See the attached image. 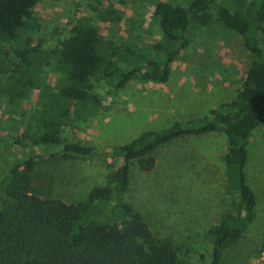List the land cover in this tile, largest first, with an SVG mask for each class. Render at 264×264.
<instances>
[{"label":"rangeland","instance_id":"1","mask_svg":"<svg viewBox=\"0 0 264 264\" xmlns=\"http://www.w3.org/2000/svg\"><path fill=\"white\" fill-rule=\"evenodd\" d=\"M158 1L186 5L187 0H39L29 25L16 38L0 35V183L11 166L33 155L32 193L82 203L93 188L107 186L109 175L119 168L112 147L127 146L141 133L174 121L202 118L236 98L255 58L240 35L213 21L190 31V42L178 47L167 82L136 79L115 89V81L101 68L91 78L99 105L69 106L61 109L62 121L55 119L56 94L64 84L56 68L59 42L74 26L90 25L97 29L107 59L122 70L141 66L139 54L152 57L150 49L163 39L153 17ZM215 6L229 3L216 0ZM255 38L263 48L262 37ZM32 47L49 59L33 72L30 87L21 74ZM65 143L88 147L91 154L64 156ZM227 151L225 135L212 132L159 146L149 172L141 171L135 160L130 164L125 201L157 239L170 243L189 264L208 262L206 233L234 213L225 175ZM247 154L244 177L255 195L256 216L241 238L223 250L219 264H253L264 243V123L253 130ZM2 201L0 193V206Z\"/></svg>","mask_w":264,"mask_h":264},{"label":"trees","instance_id":"2","mask_svg":"<svg viewBox=\"0 0 264 264\" xmlns=\"http://www.w3.org/2000/svg\"><path fill=\"white\" fill-rule=\"evenodd\" d=\"M38 1L0 0V35L16 38L17 32L32 20ZM215 2L187 0L186 5H179L158 1L153 17L163 39L150 49L152 57L139 54L144 61L141 66L122 70L112 58L107 59L100 50V35L90 25L74 26L71 35L59 42L56 68L64 78L54 107V117L59 121L61 109L99 105L91 78L101 68L107 78L115 81V89L136 79L167 82L178 47L185 48L190 42V31L213 21L240 35L255 59L233 101L210 110L202 118L174 121L162 130L141 133L127 146L112 147V157L119 160V168L109 175L107 186L93 188L82 203H65L32 193L35 156L29 155L22 164L11 166L0 183V264H189L170 243L154 236L142 215L125 201L124 194L132 161H137L141 171L149 172L155 166L152 153L159 146L212 132H222L227 140L225 175L235 208L233 214H227L206 233L210 253L204 264H219L223 250L241 238L256 216L255 195L246 184L244 168L251 134L264 123V47L255 38L257 34L264 41V3L257 6L248 0H228L229 6L223 7L215 6ZM31 52L33 56L21 74L30 87L33 72L49 59L37 48L32 47ZM62 151L64 156L91 154L90 148L73 143L63 144Z\"/></svg>","mask_w":264,"mask_h":264},{"label":"built area","instance_id":"3","mask_svg":"<svg viewBox=\"0 0 264 264\" xmlns=\"http://www.w3.org/2000/svg\"><path fill=\"white\" fill-rule=\"evenodd\" d=\"M253 264H264V246L259 250L254 258Z\"/></svg>","mask_w":264,"mask_h":264}]
</instances>
